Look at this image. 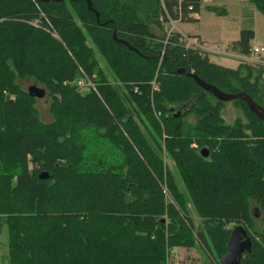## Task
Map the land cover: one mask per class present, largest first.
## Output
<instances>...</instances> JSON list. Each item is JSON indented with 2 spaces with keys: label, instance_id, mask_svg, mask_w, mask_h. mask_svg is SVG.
Returning a JSON list of instances; mask_svg holds the SVG:
<instances>
[{
  "label": "trees",
  "instance_id": "obj_1",
  "mask_svg": "<svg viewBox=\"0 0 264 264\" xmlns=\"http://www.w3.org/2000/svg\"><path fill=\"white\" fill-rule=\"evenodd\" d=\"M89 1L0 0L8 264H180L173 249L197 246L215 264L229 225L251 238L241 264H264V117L232 100L243 116L226 123V102L191 77L264 108V65L229 68L186 45L171 24L196 21L201 0ZM248 1L264 15V0ZM253 38L242 29L225 50L248 55ZM82 75L97 92H76ZM26 80L45 89L51 120Z\"/></svg>",
  "mask_w": 264,
  "mask_h": 264
},
{
  "label": "rangeland",
  "instance_id": "obj_2",
  "mask_svg": "<svg viewBox=\"0 0 264 264\" xmlns=\"http://www.w3.org/2000/svg\"><path fill=\"white\" fill-rule=\"evenodd\" d=\"M219 2L220 6L228 10V13L219 15L206 13L205 9H203L202 17L200 22H175L174 25L179 28L181 31H192V28H200L202 34L212 41L222 40V41H231L233 39H238V27H255L257 32V37L252 40V44H258L264 47V15L260 13L255 6L249 2L248 0H212ZM259 12V13H258ZM239 14L241 16H239ZM172 26V24H171ZM166 27V25H165ZM251 29V28H249ZM155 34L158 35L156 31ZM238 37V38H237ZM200 38V37H199ZM255 42V43H254ZM209 46H214L210 45ZM215 51L221 49L218 47H211ZM223 50V49H221ZM222 54H210L209 59L212 62L221 64L223 66H228L229 68H235L239 63H243L239 61V58H236V54H229L226 51H222ZM257 60L264 61V52L259 53L255 56ZM100 63L102 67H104L107 73H110L109 68L106 66V63L100 59ZM112 79V77H110ZM23 86L27 88L29 85L33 84L32 81L26 80L22 82ZM49 96H44L43 98H37V108L39 110L40 118L43 121L51 120V114L48 108ZM189 105V104H188ZM243 116L241 109L234 105L232 102H226L222 109V117L226 123H233L234 120ZM187 119L190 123H193L194 119L192 115H188ZM168 166L172 167V162L168 159ZM163 190H166L163 188ZM196 223L199 220L196 218ZM260 225H263L262 221H259ZM236 226V225H235ZM234 227L233 225H229L230 230ZM169 260L180 264H188V263H198L203 264L206 261H209V255L201 246H197L191 249H183V248H175L170 253ZM219 261V260H218ZM0 264H8V243H7V229L3 227L2 232H0ZM218 264V263H215Z\"/></svg>",
  "mask_w": 264,
  "mask_h": 264
},
{
  "label": "water",
  "instance_id": "obj_3",
  "mask_svg": "<svg viewBox=\"0 0 264 264\" xmlns=\"http://www.w3.org/2000/svg\"><path fill=\"white\" fill-rule=\"evenodd\" d=\"M39 1H63V0H39ZM87 1V7L89 10H92V5L89 0ZM95 16L96 19L98 20V13L95 11ZM113 39L117 42H121L123 44L127 43L123 40H120L116 37L115 35V29L113 30ZM131 48V47H130ZM178 73L183 74L184 70H177ZM191 77L195 80L197 85L204 91L210 93L215 97L217 100L222 101V102H229L232 100H242L244 101L249 110L259 116V117H264V108L259 106L258 104L255 103V101L247 95L245 92H236V93H227L216 86L209 84L205 82L203 79L199 78L195 74H191ZM27 92L30 96H34L36 98H43L46 94V91L44 88L37 86L36 84H31L27 88ZM171 112L174 110L171 109ZM181 111L176 112L173 116L175 118L180 117ZM208 150L207 149H202L201 150V155L203 157H208ZM39 177L44 179L48 177L47 173H40ZM253 213L255 214L256 217L259 216V212L257 209H253ZM251 238L247 234L246 228L242 225H236L232 227L230 230L229 238L226 244V252L223 256L219 258L218 263L219 264H241V259L244 253L250 252L251 251Z\"/></svg>",
  "mask_w": 264,
  "mask_h": 264
},
{
  "label": "built area",
  "instance_id": "obj_4",
  "mask_svg": "<svg viewBox=\"0 0 264 264\" xmlns=\"http://www.w3.org/2000/svg\"><path fill=\"white\" fill-rule=\"evenodd\" d=\"M171 29H176L174 22L172 23ZM182 40L186 42V45L188 47L198 49V50H205L209 54H222V51L226 50H218L215 51L214 49L210 48L206 42H204L201 38L195 35H181ZM227 52V51H226ZM264 52V47L258 44H252L250 48V52L248 55H236L237 58H239V61H242V64H248L254 67H257V65H264V61L257 60L255 56L259 53ZM231 54L230 52H228ZM67 83V82H65ZM73 85L75 87V90L77 93L85 95L91 91L97 92L95 83L90 80L87 76L82 75L75 79L73 82ZM192 146L195 147V144H192Z\"/></svg>",
  "mask_w": 264,
  "mask_h": 264
},
{
  "label": "crops",
  "instance_id": "obj_5",
  "mask_svg": "<svg viewBox=\"0 0 264 264\" xmlns=\"http://www.w3.org/2000/svg\"><path fill=\"white\" fill-rule=\"evenodd\" d=\"M201 4H202V9L200 10V12L199 13H195L194 15H193V17L194 18H196L197 20H196V22H200L201 21V17H202V13L203 12H201V11H203V9H205L204 7L205 6H207V5H216V6H220L219 4V2H217V1H212V0H201ZM205 11H206V13H209V14H215V12H211V11H207L206 9H205ZM226 12H225V14L226 13H228V10H225ZM259 13V12H258ZM239 16H241L240 14H239ZM249 28H251V30H253V32H254V41H255V38L257 37V32H256V30H255V27L253 26V27H241V26H239L238 27V29H237V31H238V34L240 33V31L242 30V29H249ZM193 30L192 31H186V32H183V31H181L179 28H178V30L181 32V33H183V34H186V35H195V36H198V37H200L204 42H206V44L208 45V43L210 44V45H214V46H209L210 48L211 47H220L221 49H223V50H225L226 48H228V45L232 42V41H235V40H237V39H233V40H231V41H222V40H217V41H212V40H210V39H207V37H205L203 34H202V32H201V29L200 28H192ZM238 38V37H237ZM255 43V42H254ZM221 49H219V50H221ZM209 56H210V54H209ZM234 57H236V56H234ZM237 58V57H236ZM238 66V65H237ZM236 66V67H237ZM228 67V66H227ZM235 67V68H236ZM231 68V67H230Z\"/></svg>",
  "mask_w": 264,
  "mask_h": 264
},
{
  "label": "bare ground",
  "instance_id": "obj_6",
  "mask_svg": "<svg viewBox=\"0 0 264 264\" xmlns=\"http://www.w3.org/2000/svg\"><path fill=\"white\" fill-rule=\"evenodd\" d=\"M200 51H205V50H200ZM206 52V51H205Z\"/></svg>",
  "mask_w": 264,
  "mask_h": 264
}]
</instances>
